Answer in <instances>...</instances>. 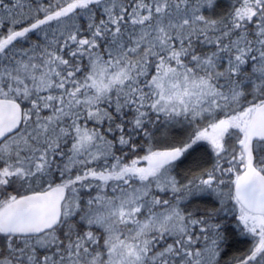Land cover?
<instances>
[{
  "label": "snow or ice",
  "instance_id": "obj_1",
  "mask_svg": "<svg viewBox=\"0 0 264 264\" xmlns=\"http://www.w3.org/2000/svg\"><path fill=\"white\" fill-rule=\"evenodd\" d=\"M0 264H264V0H0Z\"/></svg>",
  "mask_w": 264,
  "mask_h": 264
}]
</instances>
